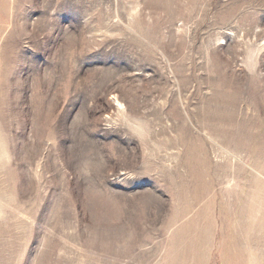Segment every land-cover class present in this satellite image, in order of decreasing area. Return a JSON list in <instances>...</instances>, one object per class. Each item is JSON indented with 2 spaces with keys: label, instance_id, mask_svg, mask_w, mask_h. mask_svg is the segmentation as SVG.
I'll use <instances>...</instances> for the list:
<instances>
[{
  "label": "rangeland",
  "instance_id": "374dc122",
  "mask_svg": "<svg viewBox=\"0 0 264 264\" xmlns=\"http://www.w3.org/2000/svg\"><path fill=\"white\" fill-rule=\"evenodd\" d=\"M0 264H264V0H0Z\"/></svg>",
  "mask_w": 264,
  "mask_h": 264
}]
</instances>
